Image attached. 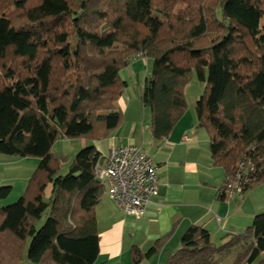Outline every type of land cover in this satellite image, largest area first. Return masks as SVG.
Here are the masks:
<instances>
[{
	"label": "trees",
	"instance_id": "obj_1",
	"mask_svg": "<svg viewBox=\"0 0 264 264\" xmlns=\"http://www.w3.org/2000/svg\"><path fill=\"white\" fill-rule=\"evenodd\" d=\"M8 1L0 0V154L39 164L26 194L0 207L2 264H97L102 156L86 146L56 175L51 147L59 138L101 141L122 125L119 73L139 56L152 59L141 91L152 138H166L185 114L195 70L204 83L197 127L224 171L221 187L237 174L244 194L264 182V0H10L17 22ZM10 192L1 187L0 200ZM237 247L235 264L260 256L264 264V212L220 246L191 226L165 264H217ZM159 248L133 246L132 264Z\"/></svg>",
	"mask_w": 264,
	"mask_h": 264
},
{
	"label": "crops",
	"instance_id": "obj_2",
	"mask_svg": "<svg viewBox=\"0 0 264 264\" xmlns=\"http://www.w3.org/2000/svg\"><path fill=\"white\" fill-rule=\"evenodd\" d=\"M135 67V64L127 67L131 68L129 79ZM142 86L138 88L140 99ZM117 109L122 113L123 122L107 138V153L120 145L141 147L156 166L159 194L147 205L145 214L136 218L119 210L104 189L95 209L99 234L97 264H132L130 250L133 246L145 253L157 241L159 251L143 259L141 264H165L168 256L180 248L181 238L191 226L206 229L211 242L220 246L242 234L254 216L264 212V196L247 214L245 197L241 200L218 198L224 171L212 164L209 138L197 127L195 111L189 113V122L186 112L166 138L155 140L149 118L147 131L137 130L138 121L134 118L135 111H131L130 99L126 106ZM94 147L102 157L107 154L101 153L100 141Z\"/></svg>",
	"mask_w": 264,
	"mask_h": 264
},
{
	"label": "rangeland",
	"instance_id": "obj_3",
	"mask_svg": "<svg viewBox=\"0 0 264 264\" xmlns=\"http://www.w3.org/2000/svg\"><path fill=\"white\" fill-rule=\"evenodd\" d=\"M9 1L3 3L4 11L6 12L7 10L11 14V16H13L14 21H20L22 18V12L18 11L17 8ZM260 25L263 26L264 22L261 21ZM134 64L137 68L135 67V73L131 75L130 79L128 78V76L131 68L123 69L119 74L122 79L127 80L128 89H123V93H121V95L117 99L116 106L122 109L124 106H126V103H128V100L130 99L131 111H135L134 118H136V120L138 121L137 130L141 128L144 131H147V129L149 128V111L142 106L138 88L139 86H142L144 78L146 76L148 77L151 73L152 59L133 58L130 61V66H133ZM203 87L204 83L198 79L195 70H192L191 79L189 80V82H187L184 88V96L187 104L186 112L188 113L186 121L188 122L190 121L189 113H193L195 111V103L199 98L201 92L203 91ZM127 118H129L128 115ZM97 142L99 141L84 140L82 138L57 139L51 147L52 163L55 174L65 175L68 172V168L72 163L76 153L82 148L86 146H92ZM100 142L102 147L101 153H107L109 140L106 138L101 140ZM38 164V158L18 157L0 154V188L6 186L11 187L9 196L5 199L0 200V207L16 202L19 197L26 194L29 181L37 171ZM263 187L264 182L254 186L250 191L245 193V214H247L249 210H252V208L250 207L256 205L255 202L259 201L264 196ZM48 192L49 189H46L45 197L47 196ZM246 224L247 223H245V226H247ZM239 251V248H237V250H234V252H232L228 256L218 260L217 264H235V257ZM261 258L262 256H260L258 260H260ZM257 261L252 264H256ZM0 264H2V259L0 260ZM241 264L245 263L243 262Z\"/></svg>",
	"mask_w": 264,
	"mask_h": 264
},
{
	"label": "built area",
	"instance_id": "obj_4",
	"mask_svg": "<svg viewBox=\"0 0 264 264\" xmlns=\"http://www.w3.org/2000/svg\"><path fill=\"white\" fill-rule=\"evenodd\" d=\"M96 179L106 188L116 207L139 218L147 205L159 194L156 166L150 157L134 144L115 146L95 166ZM241 175L228 179L219 189L225 199L244 197Z\"/></svg>",
	"mask_w": 264,
	"mask_h": 264
}]
</instances>
